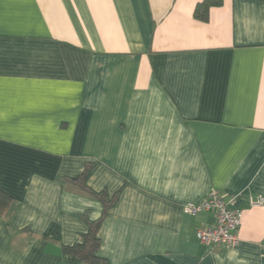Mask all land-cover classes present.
Segmentation results:
<instances>
[{
    "label": "crops",
    "instance_id": "1",
    "mask_svg": "<svg viewBox=\"0 0 264 264\" xmlns=\"http://www.w3.org/2000/svg\"><path fill=\"white\" fill-rule=\"evenodd\" d=\"M202 2L0 0V264H80L86 167L109 264H264V0ZM212 191L235 248L183 212Z\"/></svg>",
    "mask_w": 264,
    "mask_h": 264
},
{
    "label": "built area",
    "instance_id": "2",
    "mask_svg": "<svg viewBox=\"0 0 264 264\" xmlns=\"http://www.w3.org/2000/svg\"><path fill=\"white\" fill-rule=\"evenodd\" d=\"M236 197H225L218 192L212 191L202 200L187 203L183 212L190 216H196L202 212H212L214 223L200 228L196 232L199 243L214 247L225 246L235 248L239 244L238 229L241 222V212L235 207ZM262 203L259 199L256 205Z\"/></svg>",
    "mask_w": 264,
    "mask_h": 264
},
{
    "label": "trees",
    "instance_id": "3",
    "mask_svg": "<svg viewBox=\"0 0 264 264\" xmlns=\"http://www.w3.org/2000/svg\"><path fill=\"white\" fill-rule=\"evenodd\" d=\"M221 0H203V2L196 7L195 17L199 20H206L207 11L210 6L220 4ZM88 177V167L82 172V174L73 180V182L83 191L93 195L103 205V213L100 219L96 221H89L86 219L87 232L80 237V242L69 246L62 247L64 254H69L76 257L80 264H109L108 261L98 254L100 248V238L98 231L103 220L106 217V213L110 208L111 202L107 200L104 192L95 193L90 190L85 181ZM13 199L0 191V214H4L5 211L10 207Z\"/></svg>",
    "mask_w": 264,
    "mask_h": 264
}]
</instances>
